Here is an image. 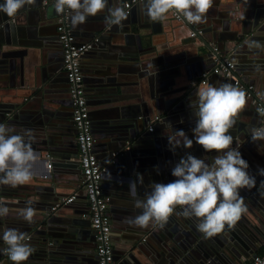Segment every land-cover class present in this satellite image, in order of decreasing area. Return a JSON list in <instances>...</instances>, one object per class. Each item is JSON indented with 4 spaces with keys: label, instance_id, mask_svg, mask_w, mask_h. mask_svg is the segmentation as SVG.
I'll return each mask as SVG.
<instances>
[{
    "label": "crops",
    "instance_id": "1",
    "mask_svg": "<svg viewBox=\"0 0 264 264\" xmlns=\"http://www.w3.org/2000/svg\"><path fill=\"white\" fill-rule=\"evenodd\" d=\"M259 1L213 0V6L206 14V21L213 20L218 13H224L225 16L222 19L225 21V25L227 24L229 27V24H231L236 29H241L245 20L237 16L241 13L252 15V10L257 9L256 6L259 5ZM128 2H130L131 8L132 3L130 0H123L121 4L125 6ZM97 22L99 21L97 20ZM186 26L176 23L173 24L171 29V24H169L167 28L170 30L167 32L163 30L142 36L143 48L149 49V45L156 43L164 57L162 66L158 69L151 66L146 72L141 71L136 62L130 63L129 60L123 57L119 58V62L106 63V68L96 69V71L102 72L110 71L113 77L118 76L117 79L120 83H132L131 86L128 85L127 87L134 90L120 93L119 96L114 97L107 103H102V105H94L93 107L89 105L93 133L96 138L94 149L99 158L103 162L111 160L109 146L114 148L118 146V148H121L119 151L122 154L127 153L126 151L122 152L126 146H130L132 152H135V156L129 157V160L122 158L117 165H111L108 173L103 178L104 188L112 193L110 208L113 207L116 214V220H113L112 223L114 248L121 252V260H126L133 254L134 259L139 263L129 259L132 264H157L162 259L172 260L168 264H233L231 258L239 257L238 255L242 254L241 250L246 249L249 251L251 249L256 254L264 252V196H261V193H264V186H261L260 183L261 180H264V177L261 176L260 180L258 179L260 176L259 169L264 168V141L253 142L251 140L250 128L258 127L260 119L253 116L252 106L248 100L245 109L240 113L243 119H238L234 128L229 130V134L234 137V142L231 145L233 148L237 147L235 138L238 137L239 151L242 158L249 163L247 171L250 175L255 176L257 181V187L251 190H240L247 206V212L242 214L240 218L245 214L246 216L250 215L249 217L252 218L251 216H253V220L258 221V224L255 225L256 223L251 220L242 222L239 219L233 226H225L224 229L227 234L220 237V233H218L206 238L203 233L197 230V220L195 218H185L181 214L182 206L176 207L163 228L158 225L154 227L151 224L147 228H140L127 222L129 218L140 214L141 210L134 207L135 201L144 199L145 193L151 190L148 188L149 184L152 182L167 184L176 179L171 174V170L186 154L205 159L206 163L212 162L208 151L195 143L194 133L191 130L184 131L190 139H193V146L190 149L179 147L175 152L171 151L167 140V134L171 129H165L164 126L165 123L171 122L178 129L176 127L178 125L177 120L185 122L186 119V121L193 122L191 119L194 115L189 105L190 101L195 99V93L198 89L207 84L219 86L221 82L225 81L214 76L212 72L214 64L212 66L211 57L207 53L206 46L201 42L199 43L197 37H191L189 26L187 24ZM94 27H98V25L94 24ZM263 30L264 27H261L262 32ZM227 32L233 36L234 30H227ZM121 33L124 32L120 31L118 34ZM98 35L99 33H95L94 37H98ZM257 38L262 39L264 35L261 33ZM115 40L117 43L113 44L112 50V55L115 56L118 55L117 52H120V50H125L124 46L128 53H133L134 50L140 51L142 47L137 37L134 44H128L126 39L120 36ZM59 52L56 49H45L41 52V59L44 58V60L36 56L39 60L33 61V66L29 64L31 69L38 67L39 74H41L40 65H46L45 71L51 76L46 82L41 76L35 77L32 80L35 85L34 93L26 94V91L29 90V88H26L21 90L19 96L16 95L17 91L5 92L2 95L7 102L16 100L10 109V114L3 122L15 128L14 134H24L25 130H32L34 137L32 148L37 157L31 169L32 179L16 188L17 192L12 194L17 197H11L10 199L6 197L8 200L6 199L3 202L7 206H12V210L18 211L25 206L27 201H32L37 216L43 212L45 203L56 201L57 194L62 193L63 196H67L82 186L80 171L75 166L78 157L71 158L68 160L70 162L63 159L64 161L59 163L53 161V158L50 157V161L53 163L52 173H48L50 175L45 177L41 176L46 169L42 158L48 157V152L44 151L45 142L61 147L63 152L77 153L76 130L70 122V106L67 108L69 104L68 85L64 75L54 73L55 69L56 71L57 69H63V60H60L62 54ZM164 53H166L167 59H165ZM229 53L231 54V51ZM48 55L52 56V60L48 58ZM153 57L157 56L153 55ZM241 59H243V56H241ZM94 60H104V58L95 55L83 57L81 60L83 72L87 71L84 70L85 68L92 70L95 66L99 67L100 64H95ZM261 60H263V63H260V60H251L245 65L237 61L241 79L246 83L254 84L256 90L264 96V66H262L264 65V59ZM146 62L150 66L153 60L146 59ZM257 66L260 68L259 71L256 70ZM129 67L132 69L128 71ZM90 70L89 73L93 74L95 69ZM204 73L209 75L206 84L202 83ZM191 78L198 81L189 83ZM61 98L64 100L66 107L63 106ZM123 106L127 107L128 110H134L138 106L141 115L147 113L146 118L150 116V112L152 115L158 114V116L154 119H145L146 121L138 117L136 122L139 123V126L135 128L127 126L124 129L122 127L124 122L116 120H110L109 125L103 122L102 119L117 117V113L124 108ZM65 110L67 111L63 113ZM149 123H153V131L148 130ZM193 126L195 127V123L185 127L191 128ZM243 126L248 136L245 138H248L249 141L242 139L243 137L240 135L244 129ZM185 127H182V129ZM151 137V141H148ZM153 137H157L158 142ZM131 150L128 152H131ZM177 158L178 161H176ZM48 163L49 161H47L46 167H48ZM138 173L143 176V184L138 182ZM8 189L12 188L8 187ZM87 211L88 203L84 193H82L71 205L58 210L52 221V232L59 235L53 240H66L73 243L74 247L64 245L63 248H56L62 252V255L69 252L73 253L72 259L67 260L71 264H85L86 253L83 247L78 248L80 244L84 245L83 242L92 243L93 247L90 238L91 223ZM71 217L76 223L71 220ZM5 221L4 217L0 219V233L6 227ZM230 230L235 233L232 239L229 238L230 232H226ZM27 236L30 238L31 234L28 233ZM86 247L88 246L86 245ZM162 252L165 253L164 256L161 254ZM171 252L173 255L170 257ZM35 254L33 253L23 264L33 263L37 259ZM166 254L169 256L168 258H166ZM173 256H175V259L172 258ZM75 257H77L76 260ZM9 260L4 253L0 256L1 264H6ZM93 262L97 264V259H93ZM249 262L248 260L241 261V264H249Z\"/></svg>",
    "mask_w": 264,
    "mask_h": 264
},
{
    "label": "clouds",
    "instance_id": "2",
    "mask_svg": "<svg viewBox=\"0 0 264 264\" xmlns=\"http://www.w3.org/2000/svg\"><path fill=\"white\" fill-rule=\"evenodd\" d=\"M138 2L141 13L150 22H160L169 11L175 10L193 25L205 23L206 14L213 6V0ZM34 3L35 0H4L0 3V12L10 18L15 17L20 9ZM54 8L57 13L69 10L73 29L84 24L89 16H96L105 10L108 13L105 17L108 26L122 27L129 15L125 6L108 7V0H55ZM249 47L264 46L254 41ZM256 70H260L259 66ZM246 103V93L231 83L221 82L219 86L207 84L198 89L195 99L189 105L196 118L195 127L191 131L194 133L195 143L205 151L215 150L218 155L212 158L211 163L191 154L182 157L171 170V174L176 177L174 181L167 184L152 182L148 185L151 190L145 193L144 199L135 201L134 207L141 211L128 219L130 225L147 228L151 224L163 228L176 207L182 206L181 214L185 218H195L197 230L207 238L222 232L226 225L233 226L247 212L240 190L257 187V181L247 171L249 163L239 151L238 137L235 138L237 147L233 148L231 145L234 137L229 134V130L237 124ZM260 115L264 116V112ZM164 126L165 129H171L167 134L171 151L175 152L179 147L190 149L193 146V139L184 130L174 129L171 122ZM14 133L13 126L0 123V185L12 188L32 179L31 169L37 159L32 148V130H25L24 134ZM250 137L253 142L264 141V127L251 128ZM259 175L264 176V168L259 169ZM137 177L138 182L143 184V176L138 173ZM260 183L264 186V180ZM10 211L7 204L0 201V218L7 217ZM16 216L28 224L34 223L37 212L32 201H27L16 212ZM29 239L26 233L16 228H5L0 240L6 247L0 251L13 264H23L35 251L27 242Z\"/></svg>",
    "mask_w": 264,
    "mask_h": 264
},
{
    "label": "water",
    "instance_id": "3",
    "mask_svg": "<svg viewBox=\"0 0 264 264\" xmlns=\"http://www.w3.org/2000/svg\"><path fill=\"white\" fill-rule=\"evenodd\" d=\"M130 1L132 3V7L125 8L126 11L129 12V15L128 18L125 21H123L122 27L106 25L105 17L108 15L107 10L98 13L96 16H89L84 24L79 25L75 29H73L71 25V28L79 43L84 42L86 40L89 41L94 37L95 33H99L98 40L94 43L93 49L87 51L81 56V60L83 57L89 55L101 56L104 58V60H94L95 64L99 63L100 65L99 67L95 66L94 68H92V70L95 69L93 74L89 73L90 70L89 68H85L84 70L87 71L83 72L85 90L87 91L86 96L88 99V104L91 107H93L94 105H102V103L104 102L107 103L110 100H112L114 97L119 96L120 93H125L127 91L130 92V90H133L131 87H127L128 85L131 86L132 83L131 84L128 82L120 83V81L117 79L118 76L116 78L113 77L110 71L102 72V71H96V69L106 68L107 67L106 63L113 64L115 62H119L120 57L129 60L130 63L136 62L137 65H139L141 71L144 72L149 70L151 66L158 69L162 66V60H164V57L162 56L160 49L156 45V43L149 45V49L146 47L143 48L142 36L150 35L152 33H157L158 31L161 32L163 30L164 32H167L170 30L167 28L169 24H171V29L173 24L176 23L186 26L184 22L175 20L172 17L171 11H169L166 14L164 20L160 22H150L147 19V17L141 13L138 0L135 1L130 0ZM3 2L4 0H0V3ZM54 2H55L54 0H35V3L33 5H26L24 8L18 11L15 17H11V18L8 17L5 13L0 12V123H4L3 121L8 117L11 111L10 109L13 107L14 103L16 102V100L14 102H7L5 98L2 96L3 93L10 91H17L16 95L19 96L21 95L22 89L29 88V90L26 91V94H32L35 91L34 90L35 85L32 82V80L35 77L41 76L42 79H45V82L49 80L51 77L49 76L48 72L45 71L46 65L44 64L40 65L41 74H39L38 67L31 69L29 68V64L33 66V61L39 60L37 57L41 59L42 57L41 52H43L45 49L46 50L56 49L57 52L60 51L59 53L63 55L62 44L60 42L59 33L57 29L58 13L55 11ZM122 2L123 0H108V7L122 6L121 4ZM256 7L257 9L252 10L254 15L241 13L239 14V16H237L240 19L245 20L243 26H241L242 27L241 29H236L233 25L229 24V22H228L229 27L227 24L225 25V21H223L222 19V17L225 16L224 13H218L213 20L210 19L207 20L205 23L195 25L198 27H203L204 29L203 34L198 35L197 39L199 40V43L201 42V44L203 43L206 46L208 50L207 53L208 55L210 54L211 57L212 66H213V61H212L213 47L215 45L221 47L223 53H225L226 55L228 54L231 60L237 62V63L235 62L237 71H239L238 61L240 64L243 65L249 63L251 60H260V63H263V60L261 59H264V47L262 48L249 47V45L252 44V42L254 41L259 42L262 46H264V38L262 39L257 38V36L261 35V33L264 35V30L263 32L261 31V27H264V21H263L264 0H260L259 5H257ZM97 20L99 22L96 23ZM94 24L98 25V27H94ZM188 28L189 31L191 32L193 26H189ZM232 29L234 30L233 36H231L229 32H227V30L232 31ZM120 31L124 33L118 34ZM119 36L122 37L123 39H126L128 44H134L135 43L134 41L136 40L137 37V40L141 43L142 46L140 48V51L134 50L133 53L131 52L128 53V51L124 46L125 50H120V52H117L118 54L117 56L112 55L113 44L117 43L115 39L118 38ZM230 51L231 54L229 53ZM105 53H107V55H105ZM164 54H165V59H167L168 57L166 53ZM153 55L157 57H153ZM241 56H243V59L240 60ZM48 58L52 60V56L48 55ZM146 59L153 60L152 63L154 65L151 63V65L148 66ZM41 60H44V58H42ZM60 60H63V56L60 57ZM131 69L132 68L129 67L127 70L129 71ZM36 72L37 74H35ZM54 73L64 75L68 85L65 70L57 69L56 71L55 69ZM214 76L218 78H222V80H225L224 82L231 83L233 86L235 85L232 79H228L219 74H214ZM197 81L198 80L191 78V81H189V83L192 82L196 83ZM37 84L39 85V82ZM137 100L139 101V99ZM247 100L252 106L251 112L253 116L255 118L260 119V124L258 125V127L260 126L264 127L262 117L254 107V105L251 103V100L248 98ZM62 102H63V106L66 107L64 100H62ZM123 107L124 108L117 113V117L115 116L113 118L102 119L103 122L109 125L110 120H116V121L124 122L122 124V127L124 129L127 126L128 127L131 126L132 128H135L139 126V123L136 122L138 117L146 121L145 119L147 120L154 119L158 116V114L154 116L150 112V116L146 118L147 113L145 112L141 115L140 108L138 106H136L134 110H128L127 107L125 106ZM66 111L67 110L63 111V113ZM70 117L73 119L72 113ZM192 118L193 119L191 120H193V122H191L190 120L186 121L185 119V122L180 123V120H177L178 125L176 127H178V129L175 128L174 124L172 126L176 130L190 131L192 128H194V126L191 128L185 126L192 125L195 123L194 121L195 117L193 116ZM239 119L241 120L243 119L242 114L239 115ZM182 127L185 128L182 129ZM76 133L77 130L75 134ZM240 135L241 137H243L242 139L249 141L248 138H245L248 137L246 135L245 128L241 131ZM151 139L152 137L149 138L148 141H151ZM153 139H155L158 142L157 137H153ZM44 144H45L44 151L48 152L47 154L48 157H46L45 159L42 158L43 159L42 161L45 164L44 168H46L45 172L41 174L42 177L43 176L45 177L46 175L47 176L50 175L48 173H52L51 168L46 167L47 161H50V157L53 158V161L58 163L64 161L63 159H67V162H70L68 160H70L71 158L78 157V148H77V153H72V152L66 153L61 150V147L59 148L58 146H55L52 143L47 144V142H45ZM109 147L111 149V154L114 151H118L121 149L118 148V146H115V148L113 146H109ZM131 152H127L126 154H121L120 156H118L116 158V162L112 165L113 166H115V164L117 165L118 162L122 160V158L125 160L131 156L132 157L135 156L134 155L135 152L134 153ZM208 154L210 155L211 159L214 158L216 155H218V153L215 150L208 152ZM210 157L209 160L211 161ZM176 161H178V158L176 159ZM50 162L52 163V161ZM75 166L80 171V177H82L80 162L77 161L75 163ZM260 178L261 176L258 177L259 180ZM8 187L9 186L7 185H0V201H5L7 199L6 197H8V199H10L11 197H17L15 194H12L17 192L16 190L17 187L15 188L11 187L12 189H8ZM108 193L112 195L111 192L108 191ZM56 196H58V198H56L55 202L50 201L49 203H45L43 212L34 218L35 222L32 224H28L27 222L18 218L16 216L17 211L12 210V206L9 205L8 207L11 210L10 214L7 217H4L6 219L5 228H16L23 233L31 234L30 239L27 242L35 249L34 253H36L35 256L37 257V259L34 262L36 264H71V262L67 260L72 259L73 253L69 252L65 255H62V252L57 250L56 248H63L64 245H70L74 247L73 243L66 240H59V239L53 240L55 237L59 235L56 234L55 232H52V221L55 218V214L61 208L69 206L71 204L64 205L56 210H53L52 208L55 206V203L63 195L61 193V194H57ZM109 213L111 215L112 218L111 220L113 223V220H116V214L114 213L113 207L109 208ZM249 216H246L245 214L240 219L242 222L247 220L254 221L256 223L255 225H257L258 221L256 222V220H253V216H251L252 218H250ZM71 220L74 221L72 217ZM90 228H91L90 238L93 242V247H92V243H86V242H83L84 245L80 244L78 247V248L83 247V249H85V253H86L85 264H95L93 262V259L95 258L97 259L96 251H95L96 248L95 232L92 226ZM73 231L74 229L72 230V232ZM2 232L3 230L1 231L0 235H2ZM226 232H230L231 235L230 236L227 235L229 236L230 239H232V236H235V233L232 230ZM224 234H227L225 233V229L222 232H220L219 236L221 237ZM112 240H113V245L115 246L113 235H112ZM86 245L88 247H86ZM4 247L6 246L3 244V241L0 240V249H3ZM241 252L242 254L238 255L239 257L231 258L233 264H241V261H246V260L251 261L253 257L256 255V252L251 249L249 251H247L246 249L241 250ZM2 254L3 252L0 251V256ZM120 254L121 252H119V250L114 248L115 259L118 262V264H132V261H130L129 259L133 260V262L135 263H139V261L134 259L133 254H131L129 258L126 260H121ZM161 254L164 256L165 253L162 252ZM169 255L171 257L173 253L171 252ZM168 257L169 256L166 254V258ZM172 258L175 259V256H173ZM76 259L77 257H75V260ZM171 261L162 259L157 264H168ZM34 262L31 264H35ZM6 264H13V262L9 260L6 262Z\"/></svg>",
    "mask_w": 264,
    "mask_h": 264
},
{
    "label": "built area",
    "instance_id": "4",
    "mask_svg": "<svg viewBox=\"0 0 264 264\" xmlns=\"http://www.w3.org/2000/svg\"><path fill=\"white\" fill-rule=\"evenodd\" d=\"M125 7L129 8L130 2L126 3ZM171 13L175 20L193 26L190 32L191 37L196 38L198 35L203 34V28L188 23L182 14L175 10H172ZM57 25L63 50V68L66 72L73 108V122L77 130L76 143L78 148V161L81 167L82 186L74 190L71 194L62 196L52 209L56 210L64 205L72 204L84 193L88 203L87 214L95 232L97 264H118L114 255L112 223L109 213L112 196L104 188L103 178L108 173L110 166L116 162V158L122 153L119 150L114 151L111 154V160L103 162L95 152L94 146L96 140L92 128L81 63V56L93 49L98 37H94L91 41L79 43L71 28L70 12L67 9L64 13H58ZM212 61L214 64L212 72L214 74L232 79L234 84L246 93V98L251 100V103L258 113L264 112V96L256 90L254 84L246 83L239 77L235 61L231 60L228 55L224 56L222 48L218 46L213 47ZM202 76V83L206 84L209 75L208 73H204ZM261 117L264 123V116ZM148 130H154L153 123H149ZM129 150H131V147L126 146L122 152H128ZM48 167H52L50 161ZM249 264H264V253L256 254Z\"/></svg>",
    "mask_w": 264,
    "mask_h": 264
},
{
    "label": "flooded vegetation",
    "instance_id": "5",
    "mask_svg": "<svg viewBox=\"0 0 264 264\" xmlns=\"http://www.w3.org/2000/svg\"><path fill=\"white\" fill-rule=\"evenodd\" d=\"M63 70H64V68H63ZM68 91H69V85H68ZM69 98H70V94H69ZM69 98H68V103H69L68 106H70L69 111H70V113H73L72 112L73 111L72 102H71V99H69ZM70 119H71L70 122L72 123V125L75 126L73 119L71 117H70Z\"/></svg>",
    "mask_w": 264,
    "mask_h": 264
},
{
    "label": "trees",
    "instance_id": "6",
    "mask_svg": "<svg viewBox=\"0 0 264 264\" xmlns=\"http://www.w3.org/2000/svg\"><path fill=\"white\" fill-rule=\"evenodd\" d=\"M63 51V50H62ZM63 56V55H62ZM264 253V252H263Z\"/></svg>",
    "mask_w": 264,
    "mask_h": 264
}]
</instances>
